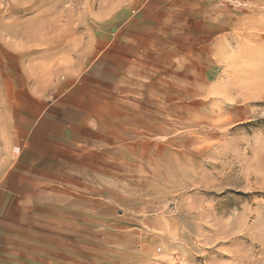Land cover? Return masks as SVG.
<instances>
[{"label": "rangeland", "instance_id": "1", "mask_svg": "<svg viewBox=\"0 0 264 264\" xmlns=\"http://www.w3.org/2000/svg\"><path fill=\"white\" fill-rule=\"evenodd\" d=\"M127 1L0 0V174L17 148L18 91L64 88ZM216 5L218 40L178 24L170 67L119 81L107 191L88 194L101 216L91 206L44 224L41 250L0 264H264V0Z\"/></svg>", "mask_w": 264, "mask_h": 264}, {"label": "crops", "instance_id": "2", "mask_svg": "<svg viewBox=\"0 0 264 264\" xmlns=\"http://www.w3.org/2000/svg\"><path fill=\"white\" fill-rule=\"evenodd\" d=\"M126 3L122 10L117 2L115 14L126 17L115 20L114 37L79 58L86 64L64 88L17 90L12 114L17 148L0 174V255L13 259L19 252L41 250L36 235L44 224L57 228L79 222L76 214L90 213L91 206H98L101 216L106 203L97 204L88 194L98 192L101 198L107 191V146L117 138L112 124L121 119L117 98L126 69L138 75L139 70L170 67L176 45L171 30L178 24L204 28L215 40L223 30L217 0ZM184 12L191 18L182 19Z\"/></svg>", "mask_w": 264, "mask_h": 264}, {"label": "bare ground", "instance_id": "3", "mask_svg": "<svg viewBox=\"0 0 264 264\" xmlns=\"http://www.w3.org/2000/svg\"><path fill=\"white\" fill-rule=\"evenodd\" d=\"M41 4H43V3L40 2V3L37 5V7H39ZM34 8H35V7H34ZM16 23H18V20L16 21Z\"/></svg>", "mask_w": 264, "mask_h": 264}]
</instances>
